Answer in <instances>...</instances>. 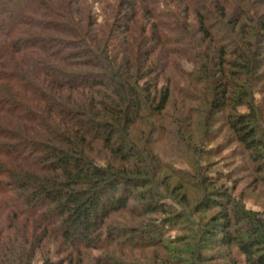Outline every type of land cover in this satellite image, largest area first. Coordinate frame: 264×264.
<instances>
[{
	"label": "trees",
	"instance_id": "obj_1",
	"mask_svg": "<svg viewBox=\"0 0 264 264\" xmlns=\"http://www.w3.org/2000/svg\"><path fill=\"white\" fill-rule=\"evenodd\" d=\"M204 113L264 188V0H0V264H32L49 241L58 262L43 264H88L92 250L135 264L113 252L167 250L184 221L196 230L180 264H239L234 249L264 264L263 223L205 163L178 172L201 186L197 212L218 209L202 225L158 190L152 136L180 124L172 142L187 145ZM122 214L162 217L138 229Z\"/></svg>",
	"mask_w": 264,
	"mask_h": 264
},
{
	"label": "rangeland",
	"instance_id": "obj_2",
	"mask_svg": "<svg viewBox=\"0 0 264 264\" xmlns=\"http://www.w3.org/2000/svg\"><path fill=\"white\" fill-rule=\"evenodd\" d=\"M184 66L188 70L191 69L189 64H184ZM261 97L262 96L260 93L255 94V98L257 100H260ZM176 98H179L177 94ZM166 112L168 114L173 112V107L167 109ZM205 114L206 113L194 116L193 122L189 124L190 126L187 125V122L184 123V128L188 126L189 129L191 128V130H195V132L192 131L194 134L191 135V137L193 136V139L187 143V145L190 144L189 147L186 145V143L183 145H175L172 142L174 140L172 139L174 135L173 132L175 134L177 133L176 129L180 127V124H166L168 138L159 137V139L154 142L156 138L154 135L152 136L153 140H150L149 143L152 145L153 151L157 158L161 164H163L162 167H165L164 164L166 165V168H162L159 174L155 176L158 180L157 186L159 187V192L162 193V195H165L164 201H166L167 204L169 203L174 206V209H184L186 214L189 215L190 218H192L199 225L205 223L210 216L218 211V209L197 212L195 205L203 195V191L200 188L201 186H197V184H191L193 183L192 180H189V184H191V186L184 182V185H182L178 179V172L191 175L193 174V166H191V164L196 159L198 160V164L205 163L204 165H207L208 175L211 177H216V179L214 178L215 184L213 187L218 185H225L229 187L233 197L240 201L244 209L256 213V218H259V220L264 225V188L256 180L257 176L252 174V172L246 167L243 156H240L238 153V145L232 142L230 131L227 127L221 124L220 121H218L219 118L216 116L215 120H213L212 123H209V126L206 128L202 125V123H200L202 122ZM203 127L204 131L206 132L204 137L202 136ZM144 129L148 130V128L145 126ZM189 132L190 131L188 130V133ZM176 137L178 136L176 135ZM147 138L149 141V137ZM98 163L101 164L102 161H98ZM169 164L173 170L169 168ZM161 217L162 215L160 214L139 216L127 221L125 220L127 219V214L117 216L120 221L133 223L138 227V229L148 225L150 220H159ZM185 222L186 221L182 222L181 226H176L175 229L167 232L166 237L169 239L168 241H174L178 237V239H180L178 242L171 243L170 248L167 250L156 251L152 248H139L113 253L122 256V258L127 259L135 264H170V262H172V264H180L182 259L189 257V254L184 252V248L181 249V246L186 242H190L189 236L191 233H195L196 230L195 229L191 231V233H188L187 230L190 227H194L189 226L190 224ZM195 241L197 240L193 239L192 243H195ZM54 243V241H49L42 249L37 250L32 264H43V259L45 256H50L52 263H57V254H55L56 249ZM197 244H199V242H197ZM172 248L178 250L181 249V252H175L174 249L171 250ZM203 248L202 254L207 257L213 254L216 255L218 251H225V248L222 247L219 249L215 247ZM233 251L238 258L239 264H246L244 257L236 249ZM103 253L105 254L106 252L97 250L90 251L87 258L88 264H96L94 261H92V257L95 258L97 255ZM213 261L205 262L204 264H214L215 262ZM223 263L225 262H222L221 264Z\"/></svg>",
	"mask_w": 264,
	"mask_h": 264
}]
</instances>
